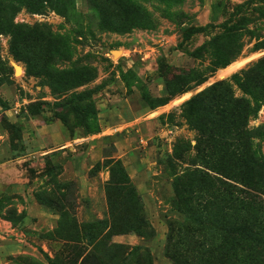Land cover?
<instances>
[{"label":"rangeland","instance_id":"1","mask_svg":"<svg viewBox=\"0 0 264 264\" xmlns=\"http://www.w3.org/2000/svg\"><path fill=\"white\" fill-rule=\"evenodd\" d=\"M14 23L0 264L234 259L238 178L264 205V0H21Z\"/></svg>","mask_w":264,"mask_h":264},{"label":"trees","instance_id":"2","mask_svg":"<svg viewBox=\"0 0 264 264\" xmlns=\"http://www.w3.org/2000/svg\"><path fill=\"white\" fill-rule=\"evenodd\" d=\"M20 9L21 0H0V20L2 19L5 26L10 29H19L21 26L14 23V16ZM255 112H257L255 106L247 105L243 123H245L247 115H252ZM254 160V163L260 166L264 173V157L255 156ZM238 181L237 183L243 189L234 188V192L237 194L234 198L237 206L236 220L232 226L226 224L221 226V231L224 233L223 239H230V242L238 248L235 258L227 261L222 260L219 263L208 260H191L178 264H264V205L258 195L248 191V189L254 190L250 187L251 182L243 177L238 178ZM227 235H234V237Z\"/></svg>","mask_w":264,"mask_h":264},{"label":"bare ground","instance_id":"3","mask_svg":"<svg viewBox=\"0 0 264 264\" xmlns=\"http://www.w3.org/2000/svg\"><path fill=\"white\" fill-rule=\"evenodd\" d=\"M118 53H115V55H117ZM245 62H247L246 60H242V61H237V62H234L232 64H230L229 66H227L225 69L223 70H220L219 72V77L220 78H224L226 77L227 75H229L230 73L234 72V71H237L239 68H241ZM17 72H21L20 69H16Z\"/></svg>","mask_w":264,"mask_h":264}]
</instances>
